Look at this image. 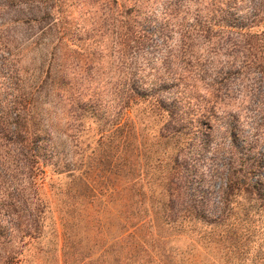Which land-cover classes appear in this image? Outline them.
I'll list each match as a JSON object with an SVG mask.
<instances>
[{
  "label": "trees",
  "instance_id": "1",
  "mask_svg": "<svg viewBox=\"0 0 264 264\" xmlns=\"http://www.w3.org/2000/svg\"><path fill=\"white\" fill-rule=\"evenodd\" d=\"M110 1L119 7L120 0ZM142 1L129 0V6L136 9ZM159 6L158 14L143 20L123 11L134 23L113 21L116 79L104 104L110 113L101 110L97 97L85 99L79 92L70 99L71 127L93 115L110 121L107 142L93 137L92 145L89 141L62 161L72 179L64 194L74 205L78 201L82 213L64 223L63 238L68 250L74 249L73 230L82 222L94 248L83 258L85 264L103 262L110 254L113 264H218L220 257L207 251L209 246L204 253L194 248L169 253L163 247L188 231L206 228L202 239L229 254L237 251L226 243L239 231L235 201L242 197L251 204L242 220L247 221L251 209L254 216H264L261 158L252 159L249 152L259 137L264 139V0H162ZM137 22L148 25L137 29ZM230 90L245 91L243 97L252 104L248 111L257 138L244 143L249 148L235 143L238 115L225 108ZM143 115L154 120L142 128L148 142L140 128ZM34 130L31 183L39 186L47 167L53 172L52 166L59 165L51 162L59 149L38 125ZM225 137L232 139L223 143ZM75 141L80 147L81 139ZM238 148L244 149L239 157ZM259 148L264 153V145ZM24 149L22 145V155ZM207 153L206 170L200 172ZM37 201L29 203L25 216L35 238L42 219ZM19 205L28 204L23 199ZM3 234L0 225V238ZM240 237L241 232L237 242ZM155 243H162L161 248ZM2 248L0 264H18Z\"/></svg>",
  "mask_w": 264,
  "mask_h": 264
},
{
  "label": "rangeland",
  "instance_id": "2",
  "mask_svg": "<svg viewBox=\"0 0 264 264\" xmlns=\"http://www.w3.org/2000/svg\"><path fill=\"white\" fill-rule=\"evenodd\" d=\"M105 1L0 0V225L4 233L0 247L3 251L4 246L5 253L14 256L18 264H85L83 258L94 249H90L93 243L83 232L82 222L73 230L76 233L74 249L68 250L64 242V223H73L71 215L77 219L82 213L76 209L78 201L74 205V200L64 194L72 179H67V173L63 171L67 167L62 161L67 157L69 161L75 150L85 148L89 141L92 145L93 137L107 142L110 121L93 115L83 124L76 121L71 127L70 99L77 97L79 92L85 99L97 97L102 101L99 100L101 110L110 113V108L104 104L111 96L116 79L111 34L113 21L134 23L132 18L126 20L123 11L127 9L131 10L129 15L138 14L136 20L158 14L162 0H144L136 9L130 8L129 0H120L119 7L115 2ZM135 24L137 29L148 25ZM149 51L152 58L157 57V53ZM220 60L225 59L221 57ZM244 93L230 90L231 100L225 108L238 115L234 122L237 129L235 143L247 148L244 143L257 137L253 135L254 117L248 111L252 104L247 96L243 97ZM16 113L20 119L15 118ZM153 122V118L143 115L139 127L146 129ZM35 125L56 141L59 154L51 162H60L57 166L61 167L57 171V166H52L56 172H50L47 167L46 177L39 179V186L35 181L31 183L34 168L31 166L30 142L35 137ZM222 127L223 124L218 123V128ZM78 137L82 141L80 147L74 146ZM231 139L225 137L223 143ZM22 145H25V155L21 154ZM256 145L249 150L250 158H261L260 166L264 171V153L259 148L264 145V139L259 137ZM241 153L244 149L238 148L236 156ZM210 156L211 153H207L201 161L200 172L206 170ZM36 198L42 215L37 238L34 229L27 230L30 228L25 226V216ZM23 199L28 205L21 208L19 203ZM98 200L97 203L101 201ZM250 206L242 197L235 201L236 228L241 237L237 242V233L226 243L236 245L237 251L224 254L219 245L207 244L202 239L206 228H195L191 233L187 230L189 227L185 231L190 235L176 237L163 248L169 253L192 248L204 253L203 247L209 246L211 249L207 248V251L212 250L217 259L220 257L218 264H264V216H254L251 209L247 221L242 220ZM101 211L96 215L99 216ZM161 245L155 243V248H161ZM112 258L110 254L103 262L94 259L86 264H113Z\"/></svg>",
  "mask_w": 264,
  "mask_h": 264
}]
</instances>
